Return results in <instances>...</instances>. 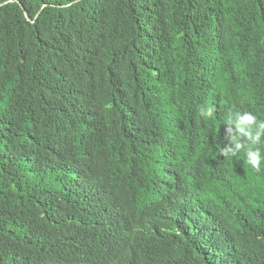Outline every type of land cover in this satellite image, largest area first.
I'll list each match as a JSON object with an SVG mask.
<instances>
[{
    "label": "trees",
    "instance_id": "obj_1",
    "mask_svg": "<svg viewBox=\"0 0 264 264\" xmlns=\"http://www.w3.org/2000/svg\"><path fill=\"white\" fill-rule=\"evenodd\" d=\"M237 110L264 0H0V264H264Z\"/></svg>",
    "mask_w": 264,
    "mask_h": 264
},
{
    "label": "clouds",
    "instance_id": "obj_2",
    "mask_svg": "<svg viewBox=\"0 0 264 264\" xmlns=\"http://www.w3.org/2000/svg\"><path fill=\"white\" fill-rule=\"evenodd\" d=\"M212 107L201 106L199 113L205 119L213 115ZM226 138L230 141L221 149L228 160L243 156L253 172H264V120L249 111L229 112L226 117Z\"/></svg>",
    "mask_w": 264,
    "mask_h": 264
}]
</instances>
